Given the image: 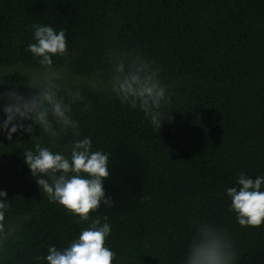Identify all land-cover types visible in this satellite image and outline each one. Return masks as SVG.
Wrapping results in <instances>:
<instances>
[{
	"label": "trees",
	"instance_id": "16d2710c",
	"mask_svg": "<svg viewBox=\"0 0 264 264\" xmlns=\"http://www.w3.org/2000/svg\"><path fill=\"white\" fill-rule=\"evenodd\" d=\"M64 29L68 52L53 56L59 95L79 92L71 117L79 136L55 137L32 122L11 134L0 103V190L7 192L0 264H47L48 247L63 249L90 224L39 188L23 157L35 145L70 158L88 137L109 155L103 181L112 207L105 246L112 264H184L202 223L230 238L233 264H264V223L242 227L230 209L229 187L241 172L264 176V0H0V92L29 87L44 68L26 51L33 25ZM139 56L158 69L166 88L160 129L138 107L122 103L109 81L114 57ZM264 190V187H262Z\"/></svg>",
	"mask_w": 264,
	"mask_h": 264
},
{
	"label": "clouds",
	"instance_id": "9594fccd",
	"mask_svg": "<svg viewBox=\"0 0 264 264\" xmlns=\"http://www.w3.org/2000/svg\"><path fill=\"white\" fill-rule=\"evenodd\" d=\"M34 43L27 46L38 63L44 68L38 78L28 86L34 89L30 97H25L16 90L0 92V103L6 118L2 127L11 134L21 124L13 121L30 120L24 130L32 132V125H37L44 132L55 137L53 120L61 131L71 129L79 136L78 122L72 119L71 102L80 99V93L67 95L71 102H66L59 95L57 80L61 79L53 69V56H64L68 52L67 37L64 29L57 31L46 24L33 25ZM115 67L109 84L122 103L139 108L151 123L160 129L163 113L159 111L166 100V88L158 79V69H153L149 62L136 56L128 61L127 68L123 57H114ZM90 138L77 139L73 142L70 158L62 153L53 152L48 147L35 145V152L24 153L25 163L37 184L50 201L58 202L69 213L79 217L80 221H89L78 237L71 240L68 246L58 249L55 245L48 247V254L40 257L47 264H112L115 253L105 246L106 238L111 233L108 217L91 218L90 213L98 211L101 205L112 207L114 201L106 196L103 181L109 177L108 154L102 151H91ZM237 187L226 189L231 198L230 209L236 213V219L242 227L260 226L264 223V176L252 178L241 172L237 177ZM7 192L0 190V243L7 240L13 231L11 224H6V213L9 209ZM235 252L227 234L210 224L202 223L189 242L184 264H233Z\"/></svg>",
	"mask_w": 264,
	"mask_h": 264
}]
</instances>
